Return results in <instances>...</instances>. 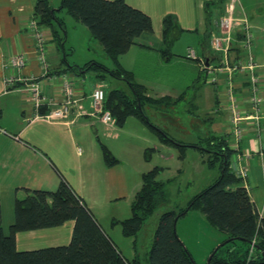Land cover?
<instances>
[{"label":"crops","instance_id":"0c3cea01","mask_svg":"<svg viewBox=\"0 0 264 264\" xmlns=\"http://www.w3.org/2000/svg\"><path fill=\"white\" fill-rule=\"evenodd\" d=\"M125 1L151 18L153 14H156L157 23L162 20L159 32L153 29L152 34L137 39V45L132 46L126 54L134 49L154 53L159 64L168 66L172 63L174 56L167 51L163 42L164 18L168 15L176 17L183 30L179 38L185 33H194L195 30L202 29L205 35L200 42L199 51H196L199 60H191L187 57L192 47H188L184 55H178L180 61L186 62L189 66L192 65V68L198 71V79L206 73L208 75L209 68H219L222 65V70L216 73L215 83L206 80V87L214 84V90L200 92L197 97L200 105L195 106L200 108L202 104L206 107V111H203L205 116L203 115L200 120L205 127V132L200 139L201 142L207 143L212 138L226 140L231 149L229 168L234 174H237L240 168L247 171V177L240 178L241 186L247 190L257 212L264 218V116L260 119L259 125L250 120L251 118L248 119L250 121H247L246 131L238 143V149L232 146L236 141L232 134L233 110L229 96L230 88L233 90V96L239 100L237 106L243 116L253 115L250 102L252 96L250 78L238 72L231 73L226 66L227 62L232 66L246 55L245 50L240 46L242 33L236 32L227 56L215 52L210 44L212 37L221 33L219 21L223 16L230 15L236 20L246 18L254 33L252 46L254 60L258 65L264 66V0H225L223 3L210 5L208 9L207 2L213 3L218 0ZM37 2L38 0H0V195L4 231L9 234L15 222L16 200L27 196L25 189L55 192L61 187L63 181H66L91 211L121 256L128 261L141 260L135 250L136 240L133 242V248L125 255L100 222L104 216H108L111 227L120 224L123 228L122 221L132 217V205L143 183L131 177H138V174L140 177L151 171L149 169L143 171L145 164L152 160V157L150 161L146 159V150L149 148L136 146L134 151L135 147L131 148L121 140L122 135L119 131L123 132L126 126L119 127L122 128L119 130L115 121L105 124L99 115L92 114V93L101 85L104 86V81L97 78L89 88L86 87L83 79V74L86 72L71 67L84 65H70L66 58L62 59L59 52H53L54 54L51 52L53 31L51 27H41L35 19L34 11ZM214 13L219 14L217 20H214ZM182 20L198 21L200 28L191 29L189 25L184 26ZM34 29L43 36L44 45H46L43 59H41L43 47L35 38ZM19 54L26 57L27 65L22 68L12 67L11 59ZM126 54L120 58L122 67L133 74L137 83L147 88L149 97L156 100L165 98L171 101H180L183 98L181 95L177 97L172 89L168 88L167 82L161 78H158L156 82H149L139 76L137 71L124 62ZM257 73L263 75L264 68ZM61 74L71 78L75 96L80 100L79 104L85 111L81 114L75 107L70 117L71 121L51 122L44 115L50 112L54 98H59L62 92L58 81L51 82L47 78ZM32 79L41 82L44 90L43 104L39 108L35 106L27 91ZM188 92L185 91V97ZM262 106L264 113V102ZM196 107L193 106L194 109ZM97 125L104 128L106 144L98 135L95 140V132H98ZM103 145L119 161L116 165H107L102 150ZM202 154H204L203 160L207 163L211 154L206 152ZM220 176L219 167L216 180ZM124 199L130 200L131 216L120 218L114 215L112 210L118 214L120 209H116L119 202ZM199 218L206 223L204 214H199ZM74 226L73 221H68L58 227L19 232L16 234L17 249L35 251L67 246L71 243ZM129 238L136 239V237ZM225 239V236L217 238L214 248ZM186 248L191 252L189 247Z\"/></svg>","mask_w":264,"mask_h":264},{"label":"trees","instance_id":"16d2710c","mask_svg":"<svg viewBox=\"0 0 264 264\" xmlns=\"http://www.w3.org/2000/svg\"><path fill=\"white\" fill-rule=\"evenodd\" d=\"M224 1L207 2V9L212 4ZM64 10L89 29L113 64V68H110L92 60L83 67H71L81 72H95L100 81H105L108 76L124 81L129 87V91H105L104 109L111 112L116 125L123 127L130 117H136L156 130L164 142L170 141L164 131L151 124L145 108L171 100L149 97L147 88L137 83L133 74L124 69L120 62L121 56L137 45V39L153 33L151 17L125 0H62L59 9H54L48 0H39L34 16L41 27L52 28L55 38L59 37V32L54 30L53 21H57L64 30V22L57 16L58 12ZM182 33L174 15L164 18L162 37L167 51ZM208 144L207 148L202 149L211 154L207 164L220 167L221 176L192 197L186 208L179 212L167 211L161 216L148 264H197L175 229V220L192 210L200 211L211 226L226 235V239L212 251L208 264H264V218L257 212L247 190L241 186V179L229 168L231 149L226 140L212 138ZM185 147L199 148V145ZM102 150L108 166L119 162L106 146L103 145ZM155 151L147 149L146 159L150 161ZM161 171L160 167H155L143 175V187L132 205V217L122 221L126 236L136 237L146 219L159 205L164 187L159 179ZM25 190L27 196L16 200L15 222L9 234L3 228L0 195V264H143L139 259L128 261L121 256L91 211L66 181L55 192ZM68 221L75 223L69 245L35 251L17 249V233L58 227ZM238 241L244 246L241 247ZM253 241L254 252L250 256Z\"/></svg>","mask_w":264,"mask_h":264},{"label":"rangeland","instance_id":"374dc122","mask_svg":"<svg viewBox=\"0 0 264 264\" xmlns=\"http://www.w3.org/2000/svg\"><path fill=\"white\" fill-rule=\"evenodd\" d=\"M48 1L56 9H59L62 5V0ZM213 15L214 20L219 18V14L214 13ZM57 16L63 20L64 30L61 29L57 21H53V28L59 32V37L56 36L51 42L52 49L50 50L52 53L59 52L62 59L66 58L70 65H84L94 59L113 68L112 62L103 51V46L97 39L92 37L85 25L65 10L58 12ZM151 19L154 23L153 29L159 32L162 20L157 23L158 17L156 14H153ZM182 23L184 26L189 25L188 27H191V29L200 28L198 21L188 22L182 20ZM195 31L194 33H185L173 44L170 52L174 57H172V63L168 66L159 64L155 59V54L150 52L134 49V51L124 56L126 65L137 71L139 76L144 77L149 82H156L158 78H161L167 82L168 88L172 89L177 97L183 96L180 101L163 102L159 106H147L145 108L151 124L167 134L170 139L168 142H164L156 130L137 118H130L123 126H126L123 132L120 130L123 127L119 128L117 125L122 135L121 140L131 148L135 147L134 151L137 148L136 146L156 150L152 154L151 162L145 164L146 168L144 166L143 171L152 170L155 167L162 169L159 179L163 181L164 187L159 205L156 207L155 212L146 219L144 225L138 231L136 239L126 237L120 224L111 227L108 216H104L101 219L102 222H100L125 255L133 248V242L136 240L135 250L143 264H148V255L161 216L167 211L179 212L181 209L186 208L190 199L214 183L218 175L219 167H210L203 160L202 149L209 144L201 142L200 138H203L205 127L200 120L204 115L203 111H206V107L202 104V108L195 106L200 105L199 100H197L200 92H211V90H214V84L206 87L207 73L198 79V71H195L192 65L189 66L186 62L180 61L178 56L184 55L188 47L199 51L200 42L205 34L201 28ZM83 76L84 84L88 88L97 79L95 72H86ZM195 78L197 79L195 80ZM83 79L80 78V80ZM101 87L104 91L105 89L107 91L113 89L129 91L126 82L109 76L104 81V86L101 85ZM186 90L189 92L185 97ZM193 106L197 109H194ZM69 120L71 121V119ZM96 129L98 132H95V140L96 135H98L100 140L106 144L107 142L104 139L106 135L103 133L104 128L97 125ZM190 145H199V148L185 147ZM139 175L138 177H131V179H138V182L142 181L143 183V176L139 177ZM131 181L133 183V180ZM116 210H119L118 214L115 210L112 211L114 215L116 214L120 218L131 216L130 200H121ZM199 214H201L200 211L194 210L189 215L180 217L177 220L175 229L179 239L191 250L196 263L208 264L212 251L216 249L214 248L215 241L221 236L226 238V235L211 226L208 221L203 223L199 218ZM238 242L241 247L244 246L241 241Z\"/></svg>","mask_w":264,"mask_h":264},{"label":"built area","instance_id":"2783aa9c","mask_svg":"<svg viewBox=\"0 0 264 264\" xmlns=\"http://www.w3.org/2000/svg\"><path fill=\"white\" fill-rule=\"evenodd\" d=\"M34 25V24H33ZM219 26L221 33L215 34L211 39V47L212 49L220 53L222 56H227L228 52L231 50L232 41L235 39L236 32L242 33V40L240 46L245 50V57L240 58V60L234 65L230 66L229 63H226L228 70L232 72H238L241 75L250 78L251 81V90L252 96L250 98V102L252 104V112L253 115L250 117H244L241 113V110L237 106V101L233 96V90L230 88L229 96L231 98L232 103V134L235 138V143L232 145L234 149H238V143L244 136L246 131L247 121L253 120L259 125V121L263 118L264 113L262 109V104L264 102V74L261 75L257 73L260 69L264 68V66L258 65L253 56L252 46L254 41V33L251 30L249 21L245 18L243 20H236L232 16H223L219 21ZM35 38L38 39L39 44L43 47V56L44 51L46 49V45H44L43 36L38 33L36 29H34ZM44 45V46H43ZM187 57L191 60H199L198 55L195 50L189 49ZM12 67L22 68L27 65L26 57L23 54H19L14 56L11 59ZM222 65L219 68H209L208 70V81L210 83L216 82V73L222 70ZM47 79H50L51 82L58 81L61 87L62 95L59 98H54L52 109L45 116L51 122H66L70 119L72 111L75 107L78 108L80 113H84V108L79 104V99L75 96V90L73 87V82L71 78L66 74H61L58 76H49ZM49 81V80H48ZM12 82V79H11ZM27 91L30 93L33 103L37 108H39L43 104V87L41 82H37L34 79L31 80V84ZM106 98V92L102 87L96 88L92 93V114L99 115L102 121L105 124H111L114 122V118L110 111H106L104 109V103ZM242 100L241 98H239ZM251 118V119H250ZM250 119V120H248ZM237 177L244 179L247 177V171L244 168H240L237 172ZM255 241H253L251 245L250 256L254 252Z\"/></svg>","mask_w":264,"mask_h":264},{"label":"water","instance_id":"95a60500","mask_svg":"<svg viewBox=\"0 0 264 264\" xmlns=\"http://www.w3.org/2000/svg\"><path fill=\"white\" fill-rule=\"evenodd\" d=\"M177 220H178V219L175 220V226H176V224H177ZM211 257H212V256H211ZM210 259H211V258H210Z\"/></svg>","mask_w":264,"mask_h":264},{"label":"bare ground","instance_id":"6f19581e","mask_svg":"<svg viewBox=\"0 0 264 264\" xmlns=\"http://www.w3.org/2000/svg\"><path fill=\"white\" fill-rule=\"evenodd\" d=\"M37 48H38V46H37Z\"/></svg>","mask_w":264,"mask_h":264}]
</instances>
